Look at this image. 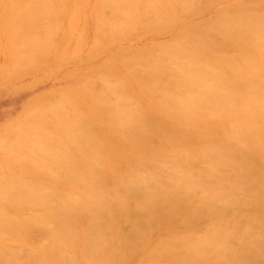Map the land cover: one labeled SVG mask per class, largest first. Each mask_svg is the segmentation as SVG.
Returning <instances> with one entry per match:
<instances>
[{
  "label": "bare ground",
  "instance_id": "bare-ground-1",
  "mask_svg": "<svg viewBox=\"0 0 264 264\" xmlns=\"http://www.w3.org/2000/svg\"><path fill=\"white\" fill-rule=\"evenodd\" d=\"M123 1L98 0L99 18ZM48 3L36 0L33 24L47 17ZM116 19L105 20L112 32L121 28ZM36 31L30 34L40 40ZM195 34L192 54L180 59L190 74L175 78L156 55L159 47L132 69L147 74L142 87L155 104L197 131L146 118L120 105L115 86L96 93L90 84L92 121L54 101L51 109L63 112L26 114H36L25 126L30 134L23 124L0 132L1 146L2 139L3 147L16 142L5 148L28 173L0 178V264H133L142 253V264H264V14L225 16ZM35 39L22 58L44 46ZM228 45L235 56L224 53ZM132 124L137 130L126 128ZM8 180L16 183L12 193ZM155 234L157 245L146 251Z\"/></svg>",
  "mask_w": 264,
  "mask_h": 264
},
{
  "label": "rangeland",
  "instance_id": "rangeland-1",
  "mask_svg": "<svg viewBox=\"0 0 264 264\" xmlns=\"http://www.w3.org/2000/svg\"><path fill=\"white\" fill-rule=\"evenodd\" d=\"M146 1L150 3L152 0ZM153 1L157 2V0ZM161 1L163 3L161 5L142 8L139 4L141 2L133 3V1L125 0L117 6L115 12L109 13L107 12L109 10H103L106 19H100L99 17L103 18V16L98 7V0H49L47 5H42L47 17L41 19L37 25L33 24L34 15L38 13V9L34 7L36 0H0V132L7 126L15 124L14 126L19 127L23 124L25 129H21L23 126L19 128L28 135L33 127L28 131L25 126H31L28 121L35 122L36 114L32 115L35 110L47 109L44 110L47 115L53 110L63 112L66 107L60 108L62 106L60 104L64 106L68 104L69 107L75 108L84 121L90 122L95 118V112L90 106L89 96L97 91L100 92V87L105 91L104 88L112 86L120 90L122 107L139 110L146 118L163 119L172 127L187 134L197 131L196 124L171 116L155 104V96L147 93L142 87L147 74L143 73L140 77V74L132 67L140 70L144 62H147L148 56L151 55L153 58L151 51H158L157 47H159L160 53H153V55H159L160 61L166 62V67L173 69L172 74L175 78L190 74L189 66L180 63V59L192 54L190 47L195 33L210 22L216 23L225 16L232 18L243 11L257 12L259 10L264 14V0ZM187 2H191L188 8ZM180 3H182L181 6ZM179 8L185 10L181 11ZM18 15L21 19L14 23V18ZM110 16L119 18L116 20L122 23L121 28H118L116 32L106 28L105 20ZM120 18H123V22ZM124 20L126 22L130 20V23L134 20V23L130 25ZM31 28L33 32H30ZM17 29L20 30V34H15L18 32ZM35 30L40 31H36L41 35H39L40 40H36V36L33 37L30 34H34ZM30 37L41 41V44L38 45V43L37 46H43V44L44 46L40 51L39 47L37 48L39 52H36V57L32 56L33 59H24L22 52L29 50L32 43ZM240 38L245 37L242 35ZM215 40L218 41L220 38L216 37ZM226 48L224 53L227 50V53H234L231 56H235L234 47L231 49L232 46L228 45ZM254 51L258 50L254 48ZM135 59H137L136 64H132ZM25 60L28 65L24 63ZM212 61L216 66L219 63L216 57H213ZM260 62L264 64V59ZM21 64L25 65L20 67ZM90 84V89L95 92L90 91L88 87ZM88 91H90L89 96ZM59 100L60 103H58ZM54 101L60 105L59 108L53 109L51 104H55ZM49 104L50 107H46ZM29 112H32V116L30 115L32 119L25 118ZM126 128L137 130L134 124ZM13 135H6V137L13 139ZM116 138H124V134H117ZM2 142L4 146L5 139H2ZM15 144L14 140H7L5 147L9 145L12 147ZM3 146L0 145V166L3 168L0 169V178L2 180L15 178L14 171L15 174L21 172L24 176H28L23 162L10 156L9 152L12 149L7 152L8 150ZM262 176L264 178V172ZM5 183L9 184L8 191H13L16 183L9 180ZM158 235L147 238L146 251H150L157 245ZM140 259H143V253L133 264H142Z\"/></svg>",
  "mask_w": 264,
  "mask_h": 264
}]
</instances>
